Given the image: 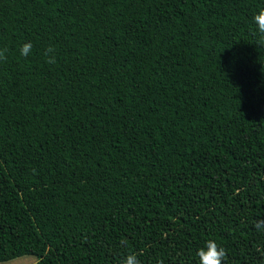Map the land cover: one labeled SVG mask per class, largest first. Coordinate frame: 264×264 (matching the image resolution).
<instances>
[{
	"label": "trees",
	"instance_id": "obj_1",
	"mask_svg": "<svg viewBox=\"0 0 264 264\" xmlns=\"http://www.w3.org/2000/svg\"><path fill=\"white\" fill-rule=\"evenodd\" d=\"M261 8L0 0V263L264 264Z\"/></svg>",
	"mask_w": 264,
	"mask_h": 264
},
{
	"label": "clouds",
	"instance_id": "obj_2",
	"mask_svg": "<svg viewBox=\"0 0 264 264\" xmlns=\"http://www.w3.org/2000/svg\"><path fill=\"white\" fill-rule=\"evenodd\" d=\"M252 24L255 26L254 30L258 32L261 37H264V8L259 9L252 16ZM32 44L30 42L24 43L20 47V55L28 56L31 54ZM54 49L48 48L45 50L44 55L47 57V62L55 63L54 58L50 55ZM7 49L0 50V60H6L5 53ZM257 231H264V220H257L254 223ZM196 256L198 257V264H222L226 258V250L219 246L216 241L208 240L205 245L197 250ZM121 264H140L136 254L130 253L123 258ZM157 264H163L158 261Z\"/></svg>",
	"mask_w": 264,
	"mask_h": 264
},
{
	"label": "rangeland",
	"instance_id": "obj_3",
	"mask_svg": "<svg viewBox=\"0 0 264 264\" xmlns=\"http://www.w3.org/2000/svg\"><path fill=\"white\" fill-rule=\"evenodd\" d=\"M36 262H37L36 257L25 256V257H20V258L14 259L12 261L0 263V264H35Z\"/></svg>",
	"mask_w": 264,
	"mask_h": 264
}]
</instances>
